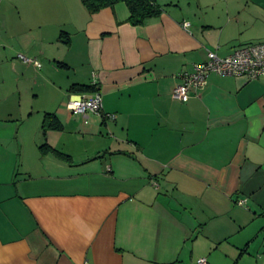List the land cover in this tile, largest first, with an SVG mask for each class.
<instances>
[{
  "label": "crops",
  "instance_id": "obj_1",
  "mask_svg": "<svg viewBox=\"0 0 264 264\" xmlns=\"http://www.w3.org/2000/svg\"><path fill=\"white\" fill-rule=\"evenodd\" d=\"M157 2L133 25L0 0V264H264V75L173 95L209 51L264 44V0ZM96 91L101 113L69 110Z\"/></svg>",
  "mask_w": 264,
  "mask_h": 264
},
{
  "label": "built area",
  "instance_id": "obj_2",
  "mask_svg": "<svg viewBox=\"0 0 264 264\" xmlns=\"http://www.w3.org/2000/svg\"><path fill=\"white\" fill-rule=\"evenodd\" d=\"M19 58L24 63L41 68V63L36 59L24 54H19ZM211 72L221 75L247 76L250 79L264 75V44L256 43L240 47L226 57H220L216 52L209 51L205 62L194 64L192 71L181 73L182 82L174 88V97L182 102L188 101L193 93L207 83V76ZM68 108L73 113H101L103 110L102 95L98 91L91 95L76 94L69 101ZM107 117L115 118L111 114ZM198 264H207L206 258H200Z\"/></svg>",
  "mask_w": 264,
  "mask_h": 264
},
{
  "label": "trees",
  "instance_id": "obj_3",
  "mask_svg": "<svg viewBox=\"0 0 264 264\" xmlns=\"http://www.w3.org/2000/svg\"><path fill=\"white\" fill-rule=\"evenodd\" d=\"M84 7L90 14L99 12L104 8L114 7L118 3H125L130 11L128 22L133 25L144 24L148 19L161 14L162 7L157 0H81ZM94 85H81L80 91H93ZM49 119L54 122L57 129L61 128V124L53 115H48Z\"/></svg>",
  "mask_w": 264,
  "mask_h": 264
}]
</instances>
